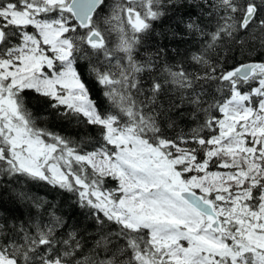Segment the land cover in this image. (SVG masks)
<instances>
[{"label": "snow or ice", "instance_id": "snow-or-ice-1", "mask_svg": "<svg viewBox=\"0 0 264 264\" xmlns=\"http://www.w3.org/2000/svg\"><path fill=\"white\" fill-rule=\"evenodd\" d=\"M185 5L199 10L184 21L200 46L188 66L137 59ZM254 39L264 0H0V178L72 193L98 226L86 248L20 191L29 219L0 223V264H264V55L208 56ZM33 101L94 131H51Z\"/></svg>", "mask_w": 264, "mask_h": 264}, {"label": "trees", "instance_id": "trees-1", "mask_svg": "<svg viewBox=\"0 0 264 264\" xmlns=\"http://www.w3.org/2000/svg\"><path fill=\"white\" fill-rule=\"evenodd\" d=\"M111 2L112 0H109V3ZM189 11L196 13L199 10L189 8L186 5L169 9L164 17L154 23L152 31L142 39L137 59L146 61L159 52L158 66L164 64L174 66L178 62L184 61L187 67L188 58L200 47L196 42L197 38L190 35L184 27V21L187 20ZM201 23L207 24L208 22L202 20ZM109 38L115 43L116 33H112ZM161 50L163 51L161 52ZM262 55H264V46L255 39L243 45L227 42L208 53L211 60L219 61L228 68L243 62L258 61ZM89 87L92 99L102 104L99 89L91 84ZM33 110L43 117L42 126L61 135H71L73 138H78L94 131L90 127L85 128L76 125L75 121L57 118L51 110L46 109V106L38 105L35 101H33ZM20 191L45 202V208L35 217L37 221L41 217L47 220L46 209L53 206L58 214L64 216L68 227L77 231L86 248L93 243V237L98 234V226L90 215L89 209L78 207L75 203L76 198L72 193L59 191L43 182L32 181L23 177L0 178V223L7 222L12 225L29 219L30 208L32 207L31 200L17 199L16 194ZM33 211L35 210L33 209ZM67 230L68 228L65 229V231Z\"/></svg>", "mask_w": 264, "mask_h": 264}]
</instances>
